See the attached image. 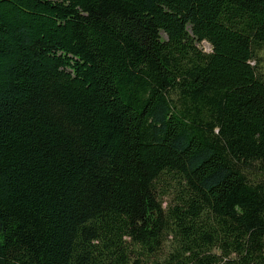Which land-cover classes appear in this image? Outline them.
<instances>
[{
  "label": "trees",
  "instance_id": "16d2710c",
  "mask_svg": "<svg viewBox=\"0 0 264 264\" xmlns=\"http://www.w3.org/2000/svg\"><path fill=\"white\" fill-rule=\"evenodd\" d=\"M257 48L264 0H0V264H264Z\"/></svg>",
  "mask_w": 264,
  "mask_h": 264
},
{
  "label": "rangeland",
  "instance_id": "374dc122",
  "mask_svg": "<svg viewBox=\"0 0 264 264\" xmlns=\"http://www.w3.org/2000/svg\"><path fill=\"white\" fill-rule=\"evenodd\" d=\"M200 46L203 47V49L206 51L210 50V46L208 43H201ZM255 54H256L257 60H258V70L262 74V76L264 77V48L255 49ZM161 184L162 185H161L160 191L169 192L170 185H171L170 182L167 181V182H163Z\"/></svg>",
  "mask_w": 264,
  "mask_h": 264
}]
</instances>
